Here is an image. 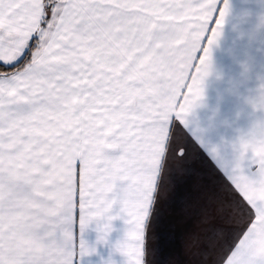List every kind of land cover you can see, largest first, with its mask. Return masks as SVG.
Wrapping results in <instances>:
<instances>
[{
  "label": "snow or ice",
  "instance_id": "1",
  "mask_svg": "<svg viewBox=\"0 0 264 264\" xmlns=\"http://www.w3.org/2000/svg\"><path fill=\"white\" fill-rule=\"evenodd\" d=\"M216 7L0 0V264H76L90 251L77 220L81 232L95 220L103 243L117 217L123 264H152L166 172L202 151L183 121L202 94L213 20L224 16ZM257 137L241 141L231 166L208 156L229 194L212 208L227 228L206 236L215 264H264V130ZM249 151L256 167L245 175Z\"/></svg>",
  "mask_w": 264,
  "mask_h": 264
},
{
  "label": "crops",
  "instance_id": "2",
  "mask_svg": "<svg viewBox=\"0 0 264 264\" xmlns=\"http://www.w3.org/2000/svg\"><path fill=\"white\" fill-rule=\"evenodd\" d=\"M216 4V18L224 10L219 26L213 20L219 35L209 45L201 97L183 121L186 139L198 142L202 151L190 149L183 165L172 164L166 172L149 232L152 264H215L218 249L206 248L205 241L210 227L227 228L212 208L216 199L229 194L222 190L225 178L208 156L231 166L239 158L241 141L255 140L264 130V0H216ZM240 165L245 175L255 170L250 151ZM75 228L90 249L83 255L77 252L76 264H123L124 257L113 247L124 235L119 217L103 243L97 240L95 220L82 232L77 220Z\"/></svg>",
  "mask_w": 264,
  "mask_h": 264
},
{
  "label": "clouds",
  "instance_id": "3",
  "mask_svg": "<svg viewBox=\"0 0 264 264\" xmlns=\"http://www.w3.org/2000/svg\"><path fill=\"white\" fill-rule=\"evenodd\" d=\"M217 35H219V33H217Z\"/></svg>",
  "mask_w": 264,
  "mask_h": 264
}]
</instances>
